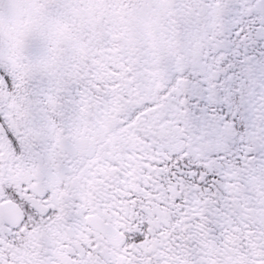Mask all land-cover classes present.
<instances>
[{"label":"snow or ice","instance_id":"1","mask_svg":"<svg viewBox=\"0 0 264 264\" xmlns=\"http://www.w3.org/2000/svg\"><path fill=\"white\" fill-rule=\"evenodd\" d=\"M0 264H264V0H0Z\"/></svg>","mask_w":264,"mask_h":264}]
</instances>
